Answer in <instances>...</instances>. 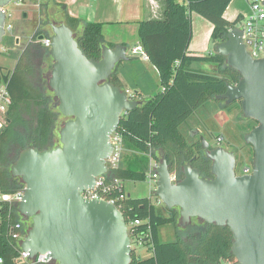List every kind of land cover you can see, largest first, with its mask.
Listing matches in <instances>:
<instances>
[{
	"label": "water",
	"instance_id": "obj_1",
	"mask_svg": "<svg viewBox=\"0 0 264 264\" xmlns=\"http://www.w3.org/2000/svg\"><path fill=\"white\" fill-rule=\"evenodd\" d=\"M12 1L0 0V44L7 33L4 8ZM48 24L53 31L48 85L57 98L55 106L67 119L59 130L60 144L46 149L29 146L11 165L12 175L25 184L18 211L32 219L20 246L30 258L46 253V260L59 264H131L134 248L123 212L105 199L82 194L95 187L97 177L107 174L111 135L123 116L142 104L109 80L118 65L129 60L127 46L104 43L101 58L91 59L68 24ZM243 33L241 27H234L225 41L211 40V47L241 75L217 98L226 104L241 99L244 117L257 122L244 135L254 152L252 172L237 174L236 152L220 144L212 146L200 135L213 177L202 176L187 162L183 178L177 180L163 156L155 168L159 175L155 195L167 209H179L183 227L195 217L228 226L236 264H264V56H251ZM44 37L42 33L38 40Z\"/></svg>",
	"mask_w": 264,
	"mask_h": 264
},
{
	"label": "trees",
	"instance_id": "obj_2",
	"mask_svg": "<svg viewBox=\"0 0 264 264\" xmlns=\"http://www.w3.org/2000/svg\"><path fill=\"white\" fill-rule=\"evenodd\" d=\"M18 1L25 3L28 0ZM231 1L159 0L156 14L139 22V39L149 61L158 70L161 90L148 99L141 91H136V99L141 100L142 104L123 116L117 130L137 152L146 156L151 154L158 161L161 156H166L177 180L183 178V165L187 162L198 168L202 176L213 177L212 161L202 148L200 139H188L181 127L207 101L218 100L217 96L226 91L228 84H236L241 75L226 64L224 55L218 52L194 55L189 53V47L194 36V14L213 25L211 39L214 43L227 39L228 32L244 19L242 15L234 20L226 17L225 12ZM65 23L73 29L84 53L91 59H100L105 43L103 23L82 22L69 13L65 16ZM42 33H36V39ZM48 36L51 35L45 34V37ZM38 43L39 48L49 49L42 41ZM31 51L30 46L26 47L12 68L0 65V84L8 82L11 98L5 112L6 125L0 129L2 194H14L25 186L20 177L12 175L11 165L19 153L29 146L40 149L53 147V131L60 115V111L53 106V97L44 94L36 84L34 54ZM201 62L215 65L217 73H203L191 68L193 63ZM49 75L50 72L45 77ZM109 80L126 89L117 69ZM209 132L211 136H220V133ZM147 166L149 162L139 165L131 161L126 166L116 168L107 177L108 182L111 178L123 182V187H115L113 192L116 195L127 194L121 200L125 219L150 220L154 247L146 257L134 250L131 264H221L228 261L236 264V257L231 252L233 235L228 226L203 221L205 226L198 232L188 233L186 237L177 232L173 241L161 240V225L173 224L176 229L180 226L179 209H167L164 205L163 213L160 210L163 207L157 208L150 197H132L126 191L127 180L147 178ZM18 206L16 202L0 201V264H22L19 260L21 238L17 235L20 232L12 231V227L21 220ZM147 226V222H144L140 228ZM21 233L24 235V232Z\"/></svg>",
	"mask_w": 264,
	"mask_h": 264
},
{
	"label": "rangeland",
	"instance_id": "obj_3",
	"mask_svg": "<svg viewBox=\"0 0 264 264\" xmlns=\"http://www.w3.org/2000/svg\"><path fill=\"white\" fill-rule=\"evenodd\" d=\"M30 0L23 3L18 0H13L10 4L6 6L8 11L7 15V23H11L13 25V30L18 31L16 35L21 37V45L25 49L30 46L32 48L33 63L34 68L37 74L36 84L41 89L44 94H50L53 97V106L58 109L55 104L57 98L55 97L53 91L49 88L48 81L49 77H45L48 72L51 71L53 58L49 53V49H44L43 47L39 48L38 40L36 39L35 34L39 31L44 32L47 35H52L53 31L48 24V20L53 23H60V19L62 16L55 15L49 17L50 12L49 8H45L43 4V0L40 1L39 6L38 2L32 3L30 7H26ZM25 8V9H23ZM23 10L28 11V15H23ZM60 10V9H59ZM252 10H248L246 13V17L251 16ZM201 17V16H200ZM202 18V17H201ZM205 23L208 22L205 18H202ZM207 24V23H206ZM242 23H239L238 26H241ZM12 31H7L3 42L0 44V64L9 65L8 56L12 54L14 46L10 43V38L12 37ZM113 28H107L104 31V35L108 36V32H112ZM15 35V36H16ZM137 36V34H134ZM14 42V37L12 39ZM211 46V42L209 43ZM32 54V55H33ZM130 55V54H129ZM129 60H125L123 62L127 64H131L129 67V71L131 74V78L134 82H137L135 79L142 80L143 86H145L144 90V98L148 99L149 97L156 94L161 90L160 78L158 72L154 69L152 63L148 60L146 61H138L137 58L132 59L131 62L128 63ZM121 62V63H123ZM120 63V64H121ZM119 64V65H120ZM118 65V66H119ZM147 71V74L144 75L141 73L140 68H144ZM194 69L199 72L215 74L217 73V67L210 66L209 63L201 62L195 63ZM129 74V73H128ZM139 76V77H137ZM123 81V80H122ZM124 84L126 89L134 90L133 86L135 83H131L128 80V84L124 79ZM129 87L127 88V86ZM239 103V104H238ZM232 103L230 105H226L224 101H220L219 99H210L203 106H201L194 114H192L188 120L182 125L181 129L186 134L188 139L194 138L198 139L200 134L203 132L208 136L206 131L208 128L214 133H220L223 136V141L220 142V145L225 146L230 150H234L237 155V163L235 167V171L237 174H242L245 166H252L253 161V149L252 146L247 144L244 139V135L250 131L257 122L252 118H246L243 115L241 104ZM67 119V117L63 116L61 113L59 115L57 124L53 131V146L60 144V134L59 130L63 124V122ZM1 127L6 125L5 114L1 116L0 119ZM32 125H35L32 124ZM206 130V131H204ZM196 132V136H191V132ZM210 143L212 146L218 145L216 137H209ZM159 154V153H158ZM149 157V159H148ZM154 158V157H153ZM162 159V156H161ZM16 160V159H15ZM14 160V161H15ZM150 160V155L147 156L142 152H137L131 143L125 142V151L123 153L122 160L120 162V166H126L131 161L137 162L139 165L147 164ZM155 161L158 159L154 158ZM126 191L130 193L132 197H150L154 204L158 206L157 208L163 207L160 210L164 213V203H157L159 197L155 195L157 182L150 177V169L147 166V178L145 180H127ZM21 216V215H20ZM20 222L23 223V232L27 233L28 229L32 225V219L25 220L24 217L21 216ZM203 221L198 218H192L189 225L183 226L181 225L175 228L173 224H164L159 227V234L162 241H173L176 239V233L179 232L181 236L186 237L188 233H195L204 228ZM187 228V229H186ZM177 230V231H176ZM137 252L142 257L148 256L150 253L145 248H138ZM54 264H59L58 262H54Z\"/></svg>",
	"mask_w": 264,
	"mask_h": 264
},
{
	"label": "crops",
	"instance_id": "obj_4",
	"mask_svg": "<svg viewBox=\"0 0 264 264\" xmlns=\"http://www.w3.org/2000/svg\"><path fill=\"white\" fill-rule=\"evenodd\" d=\"M39 1L42 0H30L26 7H30L32 3ZM43 4L45 8H49L50 17L55 15L62 16V19L58 20L60 22H65L67 13L80 18L82 22H102L103 33L105 29L113 28L112 32H108V36L104 35L105 43L112 45V47L117 45L127 46L128 63H134L131 62L134 58H137L138 61H149L148 58L144 59L140 52L134 53L133 49L137 46L143 47L138 35L139 22L146 17L156 14L159 0H43ZM248 10H250L249 0H232L225 15L230 20H234L239 15L246 18L245 14L248 13ZM23 15L27 16L28 11L23 10ZM202 18L197 14L193 16L194 36L189 47L190 54L207 55L215 53V50L209 45L212 40L213 25L209 21L206 24ZM16 32L13 30L12 37L10 38V43L14 46V49L11 52L12 54L7 57L9 65H2L8 68L14 67L19 55L24 50V47L21 45V37L16 35ZM134 34H137V36H134ZM13 37L14 42L12 41ZM194 64L191 66L192 69H194ZM130 66L131 64L121 63L117 68L119 77L123 81L125 79L126 82L130 80L131 83H135L133 86L134 90L144 93L145 86L142 85L143 81L135 79L137 82H134L132 80L129 71ZM153 67L158 72L154 65ZM140 70L144 75L147 74L145 67L140 68Z\"/></svg>",
	"mask_w": 264,
	"mask_h": 264
},
{
	"label": "built area",
	"instance_id": "obj_5",
	"mask_svg": "<svg viewBox=\"0 0 264 264\" xmlns=\"http://www.w3.org/2000/svg\"><path fill=\"white\" fill-rule=\"evenodd\" d=\"M40 1L38 2L39 6ZM250 7L252 10L251 16H248L242 20L241 27L244 31L243 33V41L246 45L247 51L251 54L253 58H262L264 56V0H249ZM6 11V15H8V11L6 7L4 8ZM6 31H12L13 25L11 23H7V16H6ZM43 44L45 46L50 47L52 42V37H44L42 40ZM134 53L140 52L142 54V57L144 59H147L148 56L145 53V50L141 46H137L133 49ZM8 82L4 81L0 84V118L5 112L7 111L10 103L11 98L8 91ZM126 92L129 96V98L136 99V94L134 91H131L130 89H126ZM223 141V136L217 137V142L220 144V142ZM111 142L113 145V151L110 155V157L107 159V166H108V172L105 175H101L97 177L96 184L94 188L86 189L82 192L83 196L89 199H105L113 204H115L120 210L122 207V199H124L127 194L123 193L120 195H116L113 192V189L115 187H123V182L118 178H111V180L108 182L107 177L112 173L113 170L120 167V162L123 157V153L125 151V141L123 138V135L116 130L111 135ZM150 155L149 160V169H150V177L157 182L159 175L155 171V168L158 166L157 161L154 160V158ZM252 172V166H245L242 174H249ZM176 179V177L174 176ZM25 192V186L15 192L14 194H7V193H0V201H8V202H16L19 204L22 195ZM18 194H21V196H18ZM157 203H162L160 199L157 200ZM128 231L131 237V246L134 248L135 251H137L138 248H145L148 250L149 253H151V250L154 247V237L152 228L150 225V220H142L139 218H130L129 221H127ZM144 222H147L148 226L147 228H140V225ZM18 230L20 233L17 234L21 240L24 238L23 234V223L17 222L13 227L12 231ZM21 248V246H20ZM138 253V252H137ZM47 254H37V256L33 259L30 258L29 254L22 250H20V257L19 260L22 264H49L51 262H55L52 258H48L47 260L45 257ZM222 264H235L232 261H228Z\"/></svg>",
	"mask_w": 264,
	"mask_h": 264
},
{
	"label": "flooded vegetation",
	"instance_id": "obj_6",
	"mask_svg": "<svg viewBox=\"0 0 264 264\" xmlns=\"http://www.w3.org/2000/svg\"><path fill=\"white\" fill-rule=\"evenodd\" d=\"M50 17V16H49ZM51 18V17H50ZM49 21V20H48ZM43 34H44V32H43ZM38 40V39H37ZM39 41V40H38ZM224 102H225V100H224ZM238 102H240V104H241V99H238V100H236V101H234L233 103H238ZM226 103V102H225ZM232 104V103H231ZM239 104V103H238ZM226 105H230V104H226ZM257 125V124H256ZM204 131H206V130H204ZM209 131H211L210 129L209 130H207L206 131V133H208V136L204 133L203 134V132L200 134V135H205L208 139H209V137H215V136H211L212 134L209 132ZM193 132V131H192ZM191 132V133H192ZM197 135V134H196ZM195 135V136H196ZM199 135V136H200ZM210 140V139H209ZM216 140H217V137H216ZM253 149V148H252ZM25 219V218H24ZM25 220H27V219H25ZM222 264V263H221Z\"/></svg>",
	"mask_w": 264,
	"mask_h": 264
}]
</instances>
